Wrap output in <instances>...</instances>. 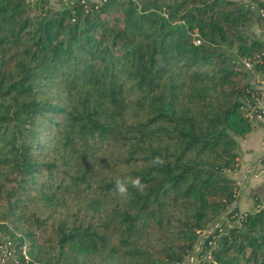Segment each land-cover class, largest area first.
<instances>
[{"label": "trees", "instance_id": "trees-1", "mask_svg": "<svg viewBox=\"0 0 264 264\" xmlns=\"http://www.w3.org/2000/svg\"><path fill=\"white\" fill-rule=\"evenodd\" d=\"M257 10L0 0V240L16 258L26 246L27 264H264V210L220 221L252 128L250 78L264 76ZM128 177L146 187L123 198Z\"/></svg>", "mask_w": 264, "mask_h": 264}, {"label": "crops", "instance_id": "crops-1", "mask_svg": "<svg viewBox=\"0 0 264 264\" xmlns=\"http://www.w3.org/2000/svg\"><path fill=\"white\" fill-rule=\"evenodd\" d=\"M250 30L254 36L264 41V30L256 21L252 22ZM259 77L260 75L252 73L250 83L256 85ZM261 109L264 111V100ZM250 123L252 127L250 133L243 138H236L238 165L228 175L235 181L238 192L236 200L220 218V221H226V225L231 223L227 220L228 213L233 210L241 214L250 212L257 203L264 202V114L261 118L251 116Z\"/></svg>", "mask_w": 264, "mask_h": 264}, {"label": "built area", "instance_id": "built-area-1", "mask_svg": "<svg viewBox=\"0 0 264 264\" xmlns=\"http://www.w3.org/2000/svg\"><path fill=\"white\" fill-rule=\"evenodd\" d=\"M257 15L260 17L264 16V10H257ZM244 66L248 69H250V65L248 63H244ZM255 88V93H250V97L254 101V105H247V114L246 117H248L249 121L251 116H255L256 118H261L264 114V111L261 109L262 102L264 100V76H260L256 85H253ZM249 93V91H248ZM235 198H237V193L235 194ZM256 210H264V202L263 203H257L255 205ZM243 214L241 213H235L230 218L234 219V223L240 224L243 220ZM224 231V228L222 226V223L216 222L212 227H210L207 231L202 232L200 235L197 245H196V253L199 252L202 248V245L204 242L213 234H216V236L220 235ZM213 241L208 242V246L212 245ZM15 245L7 240L2 239L0 240V264L7 263V264H23L18 258H16V252H15ZM22 259L24 261V264H27L30 259L25 251L23 249L22 251ZM194 261H196V258L194 255L188 256L184 262L187 264H194Z\"/></svg>", "mask_w": 264, "mask_h": 264}, {"label": "clouds", "instance_id": "clouds-1", "mask_svg": "<svg viewBox=\"0 0 264 264\" xmlns=\"http://www.w3.org/2000/svg\"><path fill=\"white\" fill-rule=\"evenodd\" d=\"M153 163H162L160 158H155ZM129 187L136 189L137 191H143L145 185L142 182L140 177H128L125 179L117 178L115 181V191L116 193L123 198L129 197Z\"/></svg>", "mask_w": 264, "mask_h": 264}, {"label": "rangeland", "instance_id": "rangeland-1", "mask_svg": "<svg viewBox=\"0 0 264 264\" xmlns=\"http://www.w3.org/2000/svg\"><path fill=\"white\" fill-rule=\"evenodd\" d=\"M52 2L54 1V0H51ZM89 1H92V2H100V1H102V0H89ZM252 31V30H251ZM26 247V246H25ZM23 248V249H26V248ZM195 263H197V261H194V264ZM182 264H187L186 262H183Z\"/></svg>", "mask_w": 264, "mask_h": 264}]
</instances>
